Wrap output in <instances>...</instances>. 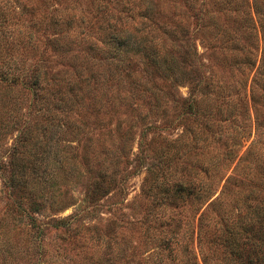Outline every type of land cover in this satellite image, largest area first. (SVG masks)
Returning <instances> with one entry per match:
<instances>
[{
  "label": "trees",
  "instance_id": "16d2710c",
  "mask_svg": "<svg viewBox=\"0 0 264 264\" xmlns=\"http://www.w3.org/2000/svg\"><path fill=\"white\" fill-rule=\"evenodd\" d=\"M123 1L99 0L95 19L93 17L95 25H100V28H95L100 29L103 35L99 41L106 46V52L102 54L108 59L106 65L111 68L109 78L121 81V74L126 71L125 75L130 78L133 87L148 93L158 102L159 95L155 91L157 86L152 79L155 75H161L165 79L163 83L167 82L169 91L165 98L175 105L180 104L193 116L194 125L165 144V151L170 153L167 158L175 169L188 151L194 152L198 148L201 150L219 142L222 129L237 122L238 115L241 117V114H246V98L249 97L253 105L260 104L264 108V0H169L173 4L175 25L180 27V18L183 16L187 21V27H180L179 32H168L157 22L156 16L161 15V9L156 3L158 10L155 16L150 8L154 4L152 0H138L140 3L135 5L140 9L137 13L141 21L138 27L134 10L126 7L127 3ZM43 4L46 6L44 1ZM180 6L184 8L182 15L177 12ZM66 13L63 15L54 11L37 14L28 6L27 0H0V92H5L8 96L7 103H3L0 112V143L10 131L16 133L11 145L0 152V183L2 190H6L9 197L15 198L10 201L11 211L28 220L30 226L35 228L36 223H45L40 218L45 216V209L58 211L56 209L63 203V198L58 200L54 196V187H58L60 181H65L76 171V166L69 160V150L74 148L65 139L76 137L80 133L81 127L77 125V120L72 121L70 117L74 110L77 111L82 106V99L73 78L60 76L58 73L51 74L42 64L43 61L31 64L27 57L30 51L38 48V42L42 43L45 38L55 51L68 52L79 38V41L87 44L86 49L91 53L94 52L96 56L97 53L101 54V50L90 42L94 32L90 35L83 31L86 23L84 17L78 19L80 23L74 27L76 32L73 28L75 15ZM89 24L92 28L95 26L91 22ZM61 26L65 28L59 29ZM47 30L55 31L54 37L48 39ZM195 37L201 38L199 43L202 53L198 50ZM207 50L211 51L208 59L205 58ZM35 56L41 58L42 54L39 51L33 52V57ZM209 58L213 60L217 70L214 71L208 64ZM100 66L103 65L98 64L97 68ZM141 66L146 74L143 80L135 75V70ZM84 67L92 72L95 64ZM92 73L95 76L78 81H92L97 88L107 82V79L99 82V74L96 71ZM185 84L188 85L186 97L179 91L180 86ZM26 99L31 100L30 103ZM93 101V105L99 104V100ZM239 107H243V111H238ZM22 109L25 110V115L22 114ZM186 134L188 139L182 144L183 147H176V143ZM233 151V148L226 146L222 160L217 156L206 164L202 163L200 171L208 175L209 170L215 169L219 162L231 165ZM181 167L185 172L186 168ZM96 173L104 175L100 178H106L104 171ZM77 174L79 177L83 175L80 171ZM84 174L89 177L90 170ZM86 180L89 181L88 178ZM162 185L157 183L153 188L160 190V196L152 211L162 213L161 218L154 223L165 232L153 236L150 242L146 241V245L150 244L152 248L147 251L149 253L143 257V261L147 263L149 259V264H167L163 259H157L161 252H167V257L173 255L170 259L172 264H188L182 258L176 259L177 251L188 250V241L184 243L180 235L181 221L172 218L164 220L165 211L166 208L175 206L176 201L184 203L201 200L202 203H207L213 195L211 185L208 184L203 189L200 183L186 173L174 176L170 183ZM90 186L86 188L88 199L84 200H88L89 204L101 184ZM23 192L39 194V199L34 197L35 200L43 199L42 194H47L49 198L39 205L42 208L28 206L27 209L17 197ZM254 194L252 188L243 204L246 212L250 213L249 221L242 224V227L229 224L230 216L222 218L225 237L208 241L211 245H217L216 242L219 241L217 246L225 248L228 257H225V253L221 259L222 264H264V197L256 201ZM161 204L164 205L162 210ZM214 204L213 201L209 206ZM204 215L205 213L199 222L201 232ZM80 217L79 213L63 218L50 217L47 224L61 226L62 229L67 227L64 231H69ZM112 217L115 215L112 214ZM149 218H153L150 213L145 218L147 223L153 222L157 217L153 221ZM119 221L121 224H115L122 228L123 222ZM173 222L175 223L171 224ZM148 228L149 226L146 227V233H149ZM249 241H254L256 248L249 249L251 251L245 253L247 255L244 257L242 254ZM192 258L188 261H192ZM206 259L205 255L202 256V264H207Z\"/></svg>",
  "mask_w": 264,
  "mask_h": 264
},
{
  "label": "rangeland",
  "instance_id": "374dc122",
  "mask_svg": "<svg viewBox=\"0 0 264 264\" xmlns=\"http://www.w3.org/2000/svg\"><path fill=\"white\" fill-rule=\"evenodd\" d=\"M161 1L152 0L154 4L150 7L155 16L158 10L156 3L161 9V15L156 16L157 22L168 32H179L180 27L186 28L187 21L184 16L180 18L182 23L180 27L175 25L173 4H170L169 0ZM123 2L127 3L126 7L133 9V14L137 16L140 9L135 5L140 2L138 0ZM98 3L99 0H27L28 6L37 14L54 11H59V14L63 15L66 12L74 14L76 19L73 28L80 23L78 19L84 17L86 23L83 31L90 35L94 32L90 42L101 50V54L97 53L96 56L94 52L91 53L86 49L87 44L79 41V38L68 52L55 51L47 43L46 38L42 43L38 42L35 51L29 52L27 57L29 63L43 61L42 64L51 74L68 76L77 82L76 87L82 99V106L80 105L79 110H74L70 118L72 121L77 120L76 123L81 130L76 137L65 139L70 141L69 145L74 148L69 150V160L76 166V171L64 179L65 181H60L58 187H54L56 193L54 196L58 200L63 198V203L57 207L58 211L45 209V216L40 217L45 223H36V228L31 227L28 220L11 211L10 201L15 198L9 197L6 190H2L0 183V264H149V259L147 263L143 261V257L149 253L147 251L152 248L150 244L146 245V241L165 232L154 223L161 218L162 213L152 211L160 196V190L153 188L157 183L165 185L170 183L174 176L185 173L200 183L203 189L210 184L213 195L207 203H202L201 200L184 203L176 201L174 204L177 207L172 205L166 208L163 219L180 220V235L184 243L188 241L186 245L188 250L177 251L176 259L182 258L188 264L194 262L202 264L201 258L205 255L207 264H222L225 248L217 246L219 241L216 242L217 245L208 243L211 239L225 237L226 232L223 231L221 219L230 216L229 224L242 226L250 218V213L246 212L243 205L250 190L253 188L255 192L254 200L258 201L264 197V108L260 104L253 105L247 96L246 114H241V117L238 115L237 122L222 129L221 140L201 150L198 148L194 152L188 151L182 157V163L175 169L167 158L170 153L165 151V144L194 125L193 116L180 104L175 105L165 98L169 91L167 82L163 83L165 79L161 75H155L152 79L157 86L155 91L159 95L158 102L148 93L133 87L130 78L125 75L126 71L121 74L123 77L121 81L109 78L112 74L111 68L106 65L108 59L102 54L106 52V46L99 41L103 35L100 29L95 28L96 26L100 28L99 24L95 25L94 20ZM178 11L182 15L184 8L180 6ZM90 22L95 25L93 28L90 27ZM136 22V24L141 22L138 16ZM188 27L191 28L189 23ZM64 28L61 26L59 29ZM74 29L77 32V29ZM46 34L49 39L54 37L55 31L47 30ZM199 40L201 38L195 37L198 50L202 53ZM38 51L42 57H33V52ZM210 54L211 51L207 50L205 58L208 59ZM91 63L95 64L93 71L99 74L98 81L107 79V82L98 88L93 86L92 81L88 83L78 81L81 78H90L91 75L95 76L93 71L88 72L84 67H90ZM98 64L103 66L97 68ZM208 64L214 71L217 70L212 59L209 58ZM141 70L142 66L135 70V75L143 80L146 74ZM206 73L207 71L204 72ZM187 86L185 84L179 88L185 97L188 92ZM7 98L5 92L1 91L0 112L3 103H7ZM94 99L99 100L98 105H93ZM30 101L28 100L29 103ZM240 107L238 111H243V107ZM23 111L25 110L22 109V114L25 115ZM30 122L32 123V120ZM13 133L10 131L0 143V152L11 145L16 134L15 131ZM187 134L176 143V147H183L182 144L188 139ZM226 146L234 149L231 165L224 161L219 162L215 169H210L209 174L204 175L200 171V165L217 156L222 160ZM181 166L186 168L185 172ZM83 168L90 170L89 177L85 176L87 170ZM79 171L83 173L80 177L77 174ZM96 171H104L106 178H100L104 175H99ZM95 184L101 186L89 204L88 200L84 201L88 199L86 188ZM23 193L21 198V195L17 197L27 209L28 206L42 208L43 206L39 205L44 199L49 198L47 194H42L44 198L37 200L39 194ZM34 197H37L36 200ZM213 201L215 204L209 206ZM85 204L87 206H84ZM163 206L161 204V210ZM76 213L81 217L71 225L69 231H64L67 227L62 229L61 226L47 224L50 217L63 218ZM149 213L150 217L153 216L149 218L151 221L154 217L157 218L147 223L145 218ZM204 213L201 232L199 222ZM112 214L115 215L114 218ZM110 218L113 219L106 220ZM119 220L123 222L122 228L115 224L120 223ZM147 226L149 233H146ZM248 236L252 237L251 234ZM254 244V241H249L242 256L246 257L245 253L251 251L249 249H255ZM226 254L225 257H228V253ZM166 255L167 252H161L157 259L172 264L170 259L173 255L169 257ZM191 258L192 261H188Z\"/></svg>",
  "mask_w": 264,
  "mask_h": 264
}]
</instances>
